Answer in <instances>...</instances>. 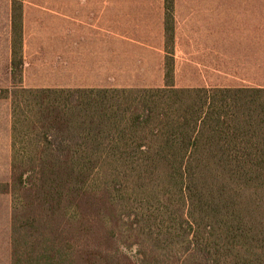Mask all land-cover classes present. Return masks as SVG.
Masks as SVG:
<instances>
[{"label":"trees","instance_id":"obj_1","mask_svg":"<svg viewBox=\"0 0 264 264\" xmlns=\"http://www.w3.org/2000/svg\"><path fill=\"white\" fill-rule=\"evenodd\" d=\"M176 2L164 0L167 48ZM24 4L13 0L12 87L0 90L12 264H264V80L178 79L167 57L162 80L33 86Z\"/></svg>","mask_w":264,"mask_h":264},{"label":"crops","instance_id":"obj_2","mask_svg":"<svg viewBox=\"0 0 264 264\" xmlns=\"http://www.w3.org/2000/svg\"><path fill=\"white\" fill-rule=\"evenodd\" d=\"M163 7L164 0H25L24 79L69 88L162 80L173 57L178 79L264 80V0H177V42L168 48ZM13 33V0H0V81H9L0 90L12 87ZM10 110L11 99H0V184L12 175ZM9 202L0 212L4 264H12Z\"/></svg>","mask_w":264,"mask_h":264},{"label":"rangeland","instance_id":"obj_3","mask_svg":"<svg viewBox=\"0 0 264 264\" xmlns=\"http://www.w3.org/2000/svg\"><path fill=\"white\" fill-rule=\"evenodd\" d=\"M8 82V83H7ZM139 82H146V81H139ZM154 83H158V82H161V81H153ZM180 84L182 85H192L194 83H196V81H179ZM213 83L215 81H212ZM249 82H252V81H249ZM256 82V81H255ZM262 82V81H260ZM204 83H206L207 86L210 85V81H204ZM9 84V81L7 80H3V81H0V86H3L5 88V86H7ZM1 90H4V89H1ZM10 99V98H8ZM6 106L5 104H3L2 108H1V112L2 110L4 109L5 110ZM11 110H10V116H11ZM3 120V123H5V115H3V117H0V120ZM12 147V145H11ZM3 185H6V184H0V190H3L4 191V187ZM9 194V193H8ZM7 199H10V202H9V210H10V214L12 215V202H13V198H12V195L10 194V197L8 196L7 197H3V198H0V201H1V204L2 206H4L2 209L0 208V212L3 211V213L5 212V204H6V200ZM11 240H12V233H11ZM9 249V242L6 241V240H0V264H4V263H7V250ZM10 252L12 253V243L10 241ZM125 253L130 256V257H134L136 255H138V250L137 249H129L127 251H125Z\"/></svg>","mask_w":264,"mask_h":264}]
</instances>
